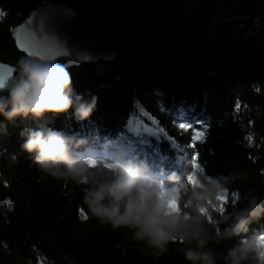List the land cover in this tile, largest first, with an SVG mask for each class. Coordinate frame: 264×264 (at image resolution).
<instances>
[{"label": "trees", "instance_id": "obj_1", "mask_svg": "<svg viewBox=\"0 0 264 264\" xmlns=\"http://www.w3.org/2000/svg\"><path fill=\"white\" fill-rule=\"evenodd\" d=\"M43 1L77 12L107 8L138 22L175 24L192 16L264 23V0H0L1 63L13 66L25 55L11 31ZM68 71L75 91L85 99L97 97V106L87 121L62 114L52 118L51 127L87 139L101 155L126 151L159 174H206L241 194L251 189L264 198V62L246 57L155 63L129 50L113 62ZM181 122L192 129L180 130ZM23 126L9 125L7 134H0V264H188L179 243L158 259L142 254L130 232L90 216L80 188L29 166V154L20 150ZM196 129L204 138L192 148ZM13 152L19 161L9 165L6 158ZM234 200L230 195L224 207L230 210ZM252 232L264 233V219L251 225ZM233 242L209 247L225 253ZM218 264H224L222 257Z\"/></svg>", "mask_w": 264, "mask_h": 264}, {"label": "clouds", "instance_id": "obj_2", "mask_svg": "<svg viewBox=\"0 0 264 264\" xmlns=\"http://www.w3.org/2000/svg\"><path fill=\"white\" fill-rule=\"evenodd\" d=\"M11 67L0 84V134L23 124L20 150L29 154V166L80 188L92 218L130 232L140 252L156 259L179 243L188 264H218L221 257L224 264H264V233L249 235L251 225L264 219V198L206 174L191 181L174 171L159 174L126 151L101 155L87 139L50 126L62 114L87 121L97 106V97L75 91L65 65L22 55ZM6 161L15 165L19 159L13 152ZM233 194L230 210L221 211V199ZM210 242L233 243L218 253Z\"/></svg>", "mask_w": 264, "mask_h": 264}, {"label": "water", "instance_id": "obj_3", "mask_svg": "<svg viewBox=\"0 0 264 264\" xmlns=\"http://www.w3.org/2000/svg\"><path fill=\"white\" fill-rule=\"evenodd\" d=\"M249 28L255 32L249 33ZM11 33L19 52L33 58L36 53L55 52L56 57L49 60L67 70L110 63L129 50L155 63L226 62L246 57L264 62V23L251 18L187 16L175 24L154 19L138 22L107 8L77 12L66 4L43 1Z\"/></svg>", "mask_w": 264, "mask_h": 264}, {"label": "snow or ice", "instance_id": "obj_4", "mask_svg": "<svg viewBox=\"0 0 264 264\" xmlns=\"http://www.w3.org/2000/svg\"><path fill=\"white\" fill-rule=\"evenodd\" d=\"M2 14L3 13H0V15H2ZM23 47H24V44L22 43L21 48H23ZM35 55L37 56L38 59H42V60H49L50 57L54 59L56 57L55 52H49L46 55L41 54V53H36ZM11 75H12V67L7 65V64H0V84H2L5 81V79H4L5 77L9 78ZM177 127L183 131H189L192 129V125H190L188 123H184V122L179 123L177 125ZM203 138H204V133L202 131L196 129L195 134L191 137V140L193 143H191L190 146L192 148H195L196 143L202 142ZM197 156H198V154H197ZM92 163H93V166H95V164L98 162H92ZM105 167H111V165L108 163H105ZM196 167H199V165H196ZM194 176L195 175H191L189 177V180L191 181ZM232 196H233V198H235V194H233ZM228 200H229L228 196H225L221 199V203L219 205L221 211H223L224 206L228 203ZM81 217L83 219H87V216L83 213V210H81Z\"/></svg>", "mask_w": 264, "mask_h": 264}]
</instances>
